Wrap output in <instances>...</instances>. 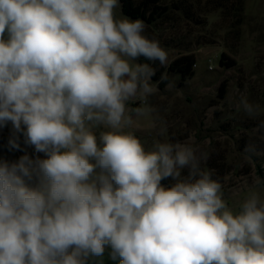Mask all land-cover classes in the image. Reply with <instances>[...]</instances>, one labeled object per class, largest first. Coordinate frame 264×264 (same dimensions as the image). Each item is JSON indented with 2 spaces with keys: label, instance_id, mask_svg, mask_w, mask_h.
Masks as SVG:
<instances>
[{
  "label": "clouds",
  "instance_id": "obj_1",
  "mask_svg": "<svg viewBox=\"0 0 264 264\" xmlns=\"http://www.w3.org/2000/svg\"><path fill=\"white\" fill-rule=\"evenodd\" d=\"M120 7L0 0V128L11 124V148L22 135L47 156L0 162V264H92L106 248L120 264H264L258 191L233 210L201 167V146L157 140L146 150L126 131L156 91L155 70L137 58L164 66L168 53ZM241 107L259 111L243 97Z\"/></svg>",
  "mask_w": 264,
  "mask_h": 264
},
{
  "label": "rangeland",
  "instance_id": "obj_2",
  "mask_svg": "<svg viewBox=\"0 0 264 264\" xmlns=\"http://www.w3.org/2000/svg\"><path fill=\"white\" fill-rule=\"evenodd\" d=\"M156 8L149 9L148 15L152 9L154 13L149 23L144 22L145 35L160 42L168 63L148 61L154 76L160 77L159 70L165 74L176 58L192 56L193 77L182 81L177 73L167 72L169 83L163 88L151 78L156 91L147 103L152 111L140 117L133 114V126L126 131H132L146 150L157 140H190L201 146L208 153L201 167L212 170L213 179L222 185V198L233 210L250 191H258L264 199V183L254 184L257 177L264 180V0H162ZM116 11L125 16L121 7ZM221 57L223 65H219ZM141 58L145 57L136 63ZM230 62L234 65L228 66ZM242 97L259 107L256 115L237 109ZM140 106V100L129 104ZM106 130L103 125L93 129L97 136ZM0 135L4 136L0 162L13 163L25 154L47 158L26 145L22 135L20 147L11 148V124L0 128ZM182 174L187 175V169ZM171 183V178L161 181L165 187ZM109 252L106 248L97 263L114 261Z\"/></svg>",
  "mask_w": 264,
  "mask_h": 264
},
{
  "label": "trees",
  "instance_id": "obj_3",
  "mask_svg": "<svg viewBox=\"0 0 264 264\" xmlns=\"http://www.w3.org/2000/svg\"><path fill=\"white\" fill-rule=\"evenodd\" d=\"M162 0H120L121 4V11L123 15L126 17L135 20V19H141L143 22L149 23V19H151V16L154 13L153 9H157L158 4ZM152 11L148 15L149 9L152 8ZM138 63H148V60L146 58L139 59ZM223 59L221 57V60L219 61V65H223ZM233 62H230L228 66H233ZM192 66H194V60L192 56H180L176 58L167 68L165 71L166 73L163 74L162 70H159L161 72L160 77L153 76L154 81H158V87L163 88L165 87L169 81L167 80V72H175L178 75H180L181 80L185 81L187 79H190L193 77V71ZM223 88V85L220 86L219 91L221 92ZM2 139H4V136L0 135V147L2 146ZM9 148H1L2 151L8 150ZM99 258H94L92 264H98L97 260ZM101 264H120L118 260H114L111 262H103Z\"/></svg>",
  "mask_w": 264,
  "mask_h": 264
}]
</instances>
